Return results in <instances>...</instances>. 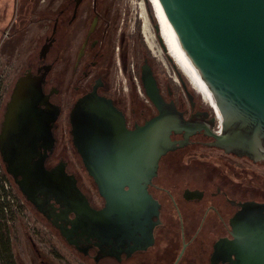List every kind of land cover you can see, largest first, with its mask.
<instances>
[{
	"label": "flooded vegetation",
	"instance_id": "flooded-vegetation-1",
	"mask_svg": "<svg viewBox=\"0 0 264 264\" xmlns=\"http://www.w3.org/2000/svg\"><path fill=\"white\" fill-rule=\"evenodd\" d=\"M32 26L36 35L28 37ZM113 27L107 0H0V134L15 83L24 76H42L47 106H39L44 112L36 149L43 155L44 169L59 184L72 176L89 206L100 211L105 200L72 146L70 110L95 89L121 112L128 130L143 126L158 114L141 82V72H150L166 110L173 108L181 121L167 125L171 148L142 177L137 212L126 232L109 235L95 229L85 217L68 213L58 195L49 191L37 196L30 188L35 196L29 201L7 173L1 155L0 176L10 180L83 263L231 264L234 236L264 220V161L213 145L212 134L220 129L217 115L204 106V98L168 54L154 26L165 69L143 43L137 52L134 43L123 49L124 37L117 43ZM30 39L35 47L24 53ZM63 96L68 99L65 105ZM248 162L259 170L250 172ZM79 169L92 181L95 200L81 188Z\"/></svg>",
	"mask_w": 264,
	"mask_h": 264
},
{
	"label": "water",
	"instance_id": "water-1",
	"mask_svg": "<svg viewBox=\"0 0 264 264\" xmlns=\"http://www.w3.org/2000/svg\"><path fill=\"white\" fill-rule=\"evenodd\" d=\"M158 3L204 106L217 115L220 129L212 134L213 145L264 161V0ZM152 24L159 34L156 21ZM41 81L42 76H24L15 83L0 134L7 173L29 201L35 196L30 188L37 196L49 191L58 195L68 213L85 217L95 229L109 235L125 233L137 212L140 181L171 148L167 125L180 122L181 115L173 108L166 110L150 72H141V82L158 114L132 131L111 100L98 96L95 89L74 102L69 113L71 142L105 200L104 209L97 211L72 176L59 184L44 169L43 155L36 149L44 112L39 106H47ZM148 241L152 244L151 236ZM230 252L231 264H264V220L236 234Z\"/></svg>",
	"mask_w": 264,
	"mask_h": 264
},
{
	"label": "rangeland",
	"instance_id": "rangeland-1",
	"mask_svg": "<svg viewBox=\"0 0 264 264\" xmlns=\"http://www.w3.org/2000/svg\"><path fill=\"white\" fill-rule=\"evenodd\" d=\"M107 6L109 14L113 17V28L116 39H118L117 43L124 37L123 49L128 45L131 47L132 43H134L136 52L138 43H143L150 55L155 58L156 62L159 63L163 69H165L161 57V48L154 42L155 33L152 23H154L156 19L154 18V13L149 1L107 0ZM144 24L146 30L143 29ZM41 32L42 30H39V34H41ZM32 35H36L33 26L28 32V37ZM152 41L156 44L153 45ZM41 43L42 38L39 39V44ZM147 44H150L151 46H149L152 48L149 49ZM33 47H35L34 41L30 39L28 45L25 43L24 53H27V51ZM123 49L121 48L122 51H124ZM171 82L174 85L177 84L176 81ZM63 87L65 91L69 89L66 84ZM73 96L74 95L71 97L72 103L74 102ZM63 100V104L65 105L68 99L63 96ZM70 159L73 161L72 158ZM247 167L250 172L259 170L257 166H254L250 162L247 163ZM76 176L81 188L86 191L88 196H91L93 200H95L97 193L92 181L87 178L86 173L82 169H79V171L76 172ZM8 183L10 185V194L15 197L19 204L17 207L18 212L16 213L13 211L8 223L10 226L9 243L15 264H92L83 263L79 259L80 257L66 245L49 222L24 200L17 188L14 185L12 186L10 180ZM0 264H2L1 260Z\"/></svg>",
	"mask_w": 264,
	"mask_h": 264
},
{
	"label": "trees",
	"instance_id": "trees-1",
	"mask_svg": "<svg viewBox=\"0 0 264 264\" xmlns=\"http://www.w3.org/2000/svg\"><path fill=\"white\" fill-rule=\"evenodd\" d=\"M2 179L5 180L4 178ZM5 182L9 186L8 190H5L3 186L0 185V260L2 264H15L9 243L10 226L8 223L13 211L16 213L18 212V202L9 192L10 185L8 181L5 180Z\"/></svg>",
	"mask_w": 264,
	"mask_h": 264
},
{
	"label": "bare ground",
	"instance_id": "bare-ground-1",
	"mask_svg": "<svg viewBox=\"0 0 264 264\" xmlns=\"http://www.w3.org/2000/svg\"><path fill=\"white\" fill-rule=\"evenodd\" d=\"M148 1L152 7L154 18L156 19L157 25L159 27V36L161 37L162 42L164 43V46L166 47L168 54L177 64V66L182 71V73L185 75V77L190 81L193 87L197 90L194 77L191 75L188 68L184 64L183 60L181 59L180 54L167 30L166 23H165L161 8L159 6L158 0H148ZM143 29L146 30L145 24L143 26Z\"/></svg>",
	"mask_w": 264,
	"mask_h": 264
},
{
	"label": "built area",
	"instance_id": "built-area-1",
	"mask_svg": "<svg viewBox=\"0 0 264 264\" xmlns=\"http://www.w3.org/2000/svg\"><path fill=\"white\" fill-rule=\"evenodd\" d=\"M0 185H2L3 188H4L5 190H8V189H9L8 184L5 182V180L2 179L1 176H0ZM8 198H9V197H8ZM18 205H19V204H18ZM19 208H20V206H19Z\"/></svg>",
	"mask_w": 264,
	"mask_h": 264
}]
</instances>
